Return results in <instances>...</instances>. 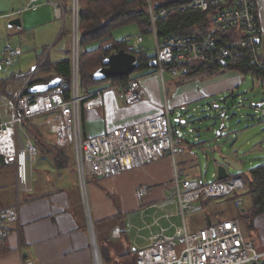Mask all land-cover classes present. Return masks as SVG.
I'll use <instances>...</instances> for the list:
<instances>
[{
	"label": "built area",
	"instance_id": "built-area-1",
	"mask_svg": "<svg viewBox=\"0 0 264 264\" xmlns=\"http://www.w3.org/2000/svg\"><path fill=\"white\" fill-rule=\"evenodd\" d=\"M30 0L25 8L36 10L40 2ZM177 9H193L206 12L212 9L208 29L202 34H182L158 38L155 23L166 18L170 9H161L155 13L153 0H146L150 17V33L154 41L155 54L151 57L156 62L151 75H157L163 81L164 74L178 78L188 67L205 62H225L233 52L246 55L249 64L264 71V57L260 55V39L263 32L258 21L257 0H187ZM79 0H72L70 15V60L71 80L60 82L58 87L45 94L30 95L25 92L33 73L29 74L19 92L10 101V119L0 123V157L16 169V191L18 195H28L33 191L31 175L39 157V151L27 134L26 120L40 115L50 114L48 121L51 132L56 136L58 146H68L73 151L74 166L79 185L84 188L91 177L110 178L122 172L169 158L173 162V179L167 199L163 204H155L153 225L162 218L174 231L166 234L161 228L152 234L149 243L136 249V264H264V252H259L254 243L247 239L241 221L238 218L225 219L211 226L190 231L187 216L195 211V204L202 200H231L234 208H242L241 196L243 182L237 176L203 184L201 180L187 178L177 168L178 156L184 152V140L178 131L190 126L179 121L171 122L172 111H165L156 117L146 119L131 126L85 137L81 130L82 111L99 108L103 105V94L112 92L125 104H134L141 100L140 79L109 84L106 88L83 95L79 85ZM55 17L64 22L65 13L57 0L54 6ZM228 32H238L239 37L228 40ZM144 33L137 32L122 38L126 51L138 54L144 60L149 58L143 47ZM22 48L6 44L2 48L0 70L11 67L21 56ZM137 57V56H136ZM66 94H69L66 96ZM224 101V100H223ZM245 107V100L238 97V102L231 108L225 105L216 116L225 114L232 108ZM258 108V106H250ZM264 114V112H263ZM191 132V130L189 131ZM149 189L140 187L136 197L140 199ZM171 205L172 210L164 206ZM173 217L180 222L175 224ZM18 220V208L12 206L0 211V241L5 240L11 226ZM153 225H147V228ZM131 228V226H129ZM129 230V229H128ZM140 229H137V233ZM91 236V235H90ZM93 264H103L97 246L91 236ZM24 264H34L27 261Z\"/></svg>",
	"mask_w": 264,
	"mask_h": 264
},
{
	"label": "crops",
	"instance_id": "crops-1",
	"mask_svg": "<svg viewBox=\"0 0 264 264\" xmlns=\"http://www.w3.org/2000/svg\"><path fill=\"white\" fill-rule=\"evenodd\" d=\"M29 1L0 0V59L3 45L11 44L9 41L2 43L7 33L6 27L12 28L8 26L11 20H20L21 28L15 29L26 44V52L22 51L21 56L13 64L17 65L18 69L4 77L0 76V100L6 107L4 115L0 117V123L10 119V101L19 92L27 75L34 74L37 70L36 61L39 65L43 58L49 55L48 51L56 44L65 25V21L55 17L54 6L57 0L42 1L36 10H25ZM257 9L259 25L263 32L259 41L260 55L264 57V0H257ZM59 23L60 30L56 28ZM33 27L39 28L36 29L39 32L38 36L35 34L36 30H32ZM45 27L46 31L41 32ZM238 37V32L227 33L228 40H235ZM6 38L10 36L6 35ZM62 41L65 42V50L64 56L60 59L68 56L67 47L70 45L68 36ZM97 44L94 45L92 42L88 48L94 49ZM17 45L22 48L21 42L17 41L14 46ZM39 47L44 48L42 53L39 52ZM151 72L143 71L132 76L141 78L142 96L139 102L128 105L112 92H106L103 94L101 107L83 110L81 114L83 136L94 137L161 115L166 108L169 110L179 106L185 108L188 104L205 98L232 93L246 75L233 70L184 83H179L175 78L176 80L170 82L172 92L168 96L164 81L157 75H151ZM250 75L254 83L264 88V82L260 78ZM104 83L106 84L93 83L88 89L90 94L110 84L107 80ZM231 96L233 98V93ZM50 117L48 115L38 119L36 127L42 133L44 145L54 143L57 145L56 136L48 124ZM187 146L184 144V151ZM211 152L217 155L220 151L214 149ZM52 156L48 158L39 156L37 165H40V169L36 171L34 169L36 172L34 179L31 176L33 191L28 195L17 194L14 165L13 170H0V208L2 210L12 206L18 208V220L11 226L2 247L0 244V264H24L27 261L34 264H93L91 236L103 264H133L136 249L147 245L152 234L158 233L161 228L166 229V234L173 233L174 230L169 228L168 221L161 217V212L155 214L156 218H160L157 225H153L152 218L154 213L152 206L163 204L171 188L173 179L171 159L163 158L110 178H88L81 189L74 167L69 164L59 169L51 161ZM66 156L71 158L73 163L72 152L68 154L66 151ZM43 159H47L49 165L43 166L41 164L44 162ZM176 165L187 178L192 179L190 176L193 175L179 167L178 159ZM213 176L214 180L217 179L216 172ZM140 187L149 190L138 199L136 191ZM203 202L204 200L195 204L193 213V216L199 212L204 213L201 224L192 219V214L190 221L186 220L190 231L205 228L208 222L212 225L220 220L238 216L239 211L229 199L205 200L206 205H203ZM251 206L250 199L245 197L243 212L250 213ZM164 207L166 210H172L171 205ZM248 217L246 225L243 226L244 234L259 252H264V211L257 215L249 214ZM172 221L175 224L180 222L177 217H173ZM147 225L153 226L147 228ZM137 229H140L139 233Z\"/></svg>",
	"mask_w": 264,
	"mask_h": 264
},
{
	"label": "trees",
	"instance_id": "trees-1",
	"mask_svg": "<svg viewBox=\"0 0 264 264\" xmlns=\"http://www.w3.org/2000/svg\"><path fill=\"white\" fill-rule=\"evenodd\" d=\"M58 1L62 5L65 13V25L57 43L67 36L70 39V15L72 8V0ZM153 2L155 3V13H158L161 9H170L166 18L158 19L155 23L158 38L182 34H202L209 27L212 9L206 12L193 9H186L184 11L177 9L178 6L188 3L187 0H153ZM78 6L79 45L81 49L79 57V85L81 94L87 95L90 94L88 90L90 86L96 83L92 79V74L101 66L102 60L112 52L119 50L126 51V47L121 41L114 39V29L128 23H136L138 31L146 34L150 33L151 22L147 11L146 0H79ZM92 42L98 43L97 47L89 49L88 45ZM70 50V45H68V56L56 62H51L47 54L29 81L28 88L36 84L48 82L53 78H60L61 81L69 83L71 80ZM135 55L138 59V67L136 70L143 72L153 71L155 69L152 65L151 57L144 60L138 54L135 53ZM225 63L205 62L188 67L181 73L177 80L179 83H184L186 81L198 78L205 79L235 70L243 74H252L264 82V71L251 66L244 53L233 52L231 57L225 60ZM130 77L132 76L109 79L107 81L111 84H118L128 80ZM25 93L28 94L27 91ZM68 95L66 94V96ZM48 115L50 114L40 115L26 120L24 128L37 146L39 155L44 153L47 158L53 155L51 161L57 168L62 169L72 162L71 158L66 156V151L70 148L68 146L60 147L55 143L54 145L48 144L49 146L47 144L44 145L42 143L45 142L42 133L36 127L37 120ZM8 165L12 164L5 163L2 157H0V170L7 168ZM235 176L241 178L243 182L241 196L243 198L248 197L252 204L250 213L248 211L243 212L244 208H242L238 210V216L234 217L241 221L243 227L247 223L249 214L257 215L264 211V162L250 169L247 173H239V175ZM206 204L207 202L204 201L203 205ZM207 226H211V223L208 222ZM4 242V239L0 241L1 247ZM133 264H136L135 258Z\"/></svg>",
	"mask_w": 264,
	"mask_h": 264
},
{
	"label": "rangeland",
	"instance_id": "rangeland-1",
	"mask_svg": "<svg viewBox=\"0 0 264 264\" xmlns=\"http://www.w3.org/2000/svg\"><path fill=\"white\" fill-rule=\"evenodd\" d=\"M60 25L61 24L59 23L56 27L59 30ZM6 29L7 33L5 34L10 36V38H6L5 35L2 43L9 41L11 42V45L14 46L17 41L21 42L23 48L22 51L26 52L25 41L19 34H17V29H15V27H6ZM36 29L39 28H32V30ZM44 31H46V27L42 28L41 32L44 33ZM137 31L138 26L136 23H128L114 29L113 37L115 40H121L125 35L137 33ZM35 34L38 36L39 32L36 30ZM62 40L58 43L56 42L57 44L53 46L51 51H48V56L51 62L60 59L61 56H64L63 52L65 50V42ZM95 44L97 43L94 42V45ZM50 45H52V43ZM143 47L145 48L148 57L154 56V41L152 40L151 33L144 34ZM43 49V47L38 48L40 53H42ZM35 65L36 67L38 66L37 61ZM17 69V65L4 68L0 70V76L4 77L9 75L11 71H15ZM139 73H141V71L135 70L131 76ZM174 79L175 78H173L170 74H164L163 81L166 85L165 90H167L168 96H170V93L172 92L170 82L171 80L174 81ZM105 81L101 83L106 84L107 82L104 83ZM232 93L234 95L233 98L231 96ZM232 93L228 92L212 98H205L198 102L188 104L185 108L179 106L175 109H170L172 111L170 119L173 124L178 123V118L180 121L190 124V126L178 131L179 135L184 140V144L186 146L189 144L186 150L177 158L179 161V167L189 175H193L190 176L192 179H200L203 184H208L214 181L213 175L216 172V165L213 163V158L218 159V155L212 154L211 150H214L215 146L221 147L220 151L224 153V155H230L232 153V156H235V160L242 165L243 168L240 172L235 169H228L227 173L230 176L239 175V173H247L250 169L257 167L264 162V88L254 83L250 74H246L239 87L233 90ZM238 97L245 100V107H241L239 109L232 108L228 110L225 113L224 121H217L213 119L224 105L227 108H231V106L235 105V103L238 102ZM224 99L226 100L225 103L223 102ZM260 104L262 106L258 108L250 107H257ZM4 111H6L5 104L2 100H0V117L4 115ZM222 122H224L225 129L221 135L217 137L216 131ZM207 129L211 130L207 131ZM190 130L191 132H189ZM197 130L199 131L197 132ZM67 151L68 154L72 152V158L74 159L72 149H67ZM39 156L45 157V154L42 153ZM38 159L39 157L37 158V162L32 170L31 176H33V179L36 175L35 171L40 169V165H37ZM43 160L44 162L41 163L43 166L49 165L47 159ZM12 165H8L5 169L13 170ZM71 166L75 169L74 160L73 163H71ZM203 215L204 213L201 212L195 214L194 216L192 214V219H195L197 223L201 224V221L204 218ZM190 216L191 215L187 216L188 222L191 219Z\"/></svg>",
	"mask_w": 264,
	"mask_h": 264
},
{
	"label": "water",
	"instance_id": "water-1",
	"mask_svg": "<svg viewBox=\"0 0 264 264\" xmlns=\"http://www.w3.org/2000/svg\"><path fill=\"white\" fill-rule=\"evenodd\" d=\"M9 27H15L17 29L21 28V23L19 19H13L8 23ZM138 59L135 54L129 53L125 50H119L117 52H112L108 56H106L102 60V64L99 68H97L93 74L92 79L96 82H102L109 79H116V78H123L126 76H130L138 67ZM226 64L225 62H222ZM156 62L152 60V65L155 67ZM60 78H53L52 80L36 84L30 86L27 90L28 94L30 95H37V94H45L48 91L55 89L60 84ZM262 105H258L261 107ZM214 120L224 121L225 114H221L220 116H215ZM179 122V119H177ZM184 122V121H182ZM225 129L224 122H222L216 131V136L219 137L223 130ZM211 129H207L210 131ZM214 149H218L220 151L221 147L215 146ZM218 159L213 158V163L216 165V175L217 180H225L226 178L230 177L228 175V169H235L238 172L242 171V165L235 160V156L227 155L222 153L221 151L217 153Z\"/></svg>",
	"mask_w": 264,
	"mask_h": 264
}]
</instances>
